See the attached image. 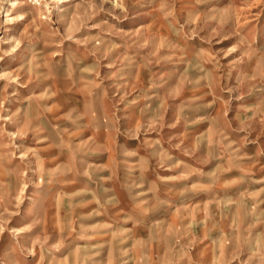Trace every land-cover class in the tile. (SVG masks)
I'll return each mask as SVG.
<instances>
[{"label":"rangeland","instance_id":"1","mask_svg":"<svg viewBox=\"0 0 264 264\" xmlns=\"http://www.w3.org/2000/svg\"><path fill=\"white\" fill-rule=\"evenodd\" d=\"M21 1L0 264H264V0Z\"/></svg>","mask_w":264,"mask_h":264},{"label":"bare ground","instance_id":"2","mask_svg":"<svg viewBox=\"0 0 264 264\" xmlns=\"http://www.w3.org/2000/svg\"><path fill=\"white\" fill-rule=\"evenodd\" d=\"M10 4H11V12L6 14L8 19L10 20V23H20V22L24 21L27 17L31 18L34 16L33 10H31V9L29 10L27 7H25L21 0H11ZM15 13H18V14L13 16ZM42 17H43L42 19H45V16H42Z\"/></svg>","mask_w":264,"mask_h":264}]
</instances>
